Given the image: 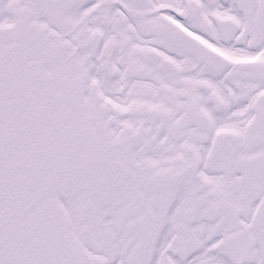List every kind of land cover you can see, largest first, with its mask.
<instances>
[{"label": "snow or ice", "instance_id": "snow-or-ice-1", "mask_svg": "<svg viewBox=\"0 0 264 264\" xmlns=\"http://www.w3.org/2000/svg\"><path fill=\"white\" fill-rule=\"evenodd\" d=\"M0 264H264V0H0Z\"/></svg>", "mask_w": 264, "mask_h": 264}]
</instances>
